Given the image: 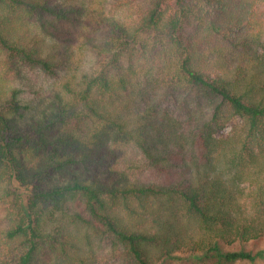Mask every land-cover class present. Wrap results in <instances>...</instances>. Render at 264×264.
<instances>
[{
  "label": "trees",
  "instance_id": "16d2710c",
  "mask_svg": "<svg viewBox=\"0 0 264 264\" xmlns=\"http://www.w3.org/2000/svg\"><path fill=\"white\" fill-rule=\"evenodd\" d=\"M0 204L2 264L264 261V0H0Z\"/></svg>",
  "mask_w": 264,
  "mask_h": 264
},
{
  "label": "rangeland",
  "instance_id": "374dc122",
  "mask_svg": "<svg viewBox=\"0 0 264 264\" xmlns=\"http://www.w3.org/2000/svg\"><path fill=\"white\" fill-rule=\"evenodd\" d=\"M42 81L44 84L45 81L44 80H42ZM51 87L54 88L53 89L54 91L57 90L54 85H51ZM171 107H172L171 103H164L162 105V108H164V109H167V108L170 109ZM235 122H237V120H235ZM232 123L233 122L228 123L222 129L218 130L216 132V136L217 135H219V136L220 135H226L229 132ZM7 207L0 204V229L7 227L8 225H10L12 223V217L10 215V210ZM86 235H88V236L86 237ZM75 239L79 242L78 244L80 246V250L77 252H83L84 253V251H88V248L93 249V251L95 253L97 252L99 254H101V252L103 251V249H101V245H99L100 243L98 242L97 238L91 232H88V231L84 232L83 230H80L78 235L75 234ZM238 247H239L238 245L232 246V248H238ZM244 248L247 250H251L253 252L258 251V250L264 251V237L259 239V240L248 241L247 243L244 244ZM70 254L72 255L73 253L70 252ZM52 262H56L58 264L61 261H58L57 259H55ZM0 264H2V263L0 262ZM232 264H250V263L244 261V262H236V263H232ZM254 264H264V261H257Z\"/></svg>",
  "mask_w": 264,
  "mask_h": 264
}]
</instances>
